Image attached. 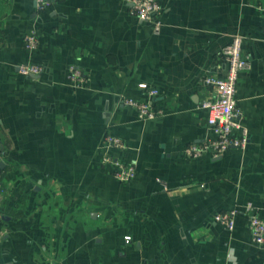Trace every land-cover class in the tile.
<instances>
[{"label": "crops", "instance_id": "obj_1", "mask_svg": "<svg viewBox=\"0 0 264 264\" xmlns=\"http://www.w3.org/2000/svg\"><path fill=\"white\" fill-rule=\"evenodd\" d=\"M159 1L155 31L130 0H0V264H264L248 226L264 217V0ZM236 34L249 143L191 158L210 136L204 77L225 74ZM124 96L163 113L141 118ZM108 134L125 140L110 152L135 165L130 182L102 160ZM230 209L232 230L215 220Z\"/></svg>", "mask_w": 264, "mask_h": 264}, {"label": "built area", "instance_id": "obj_2", "mask_svg": "<svg viewBox=\"0 0 264 264\" xmlns=\"http://www.w3.org/2000/svg\"><path fill=\"white\" fill-rule=\"evenodd\" d=\"M133 6V13L142 22L152 23L154 30L159 31L163 26L160 14L162 5L159 0H130ZM36 7L42 10L48 4V0H35ZM37 37L35 31L25 36L27 47L36 45ZM224 59L227 69L224 75L209 74L204 77V83L211 89L210 97L203 101L202 107L208 110L207 125L210 136L199 143H191L185 148V153L191 158H198L205 154L214 157L220 156L231 147L244 149L249 143V129L242 123V110L237 98V85L242 72L250 66V60L243 53V37L236 34L230 43L224 48ZM41 68L36 64H27L20 67L24 74H36ZM70 78L84 80L85 74L81 69L72 68ZM141 87L146 89L151 97L157 95L159 90L150 88L146 83ZM121 103L137 110L141 118H155L163 113V110L153 105L152 100H138L133 97L124 96ZM105 151L102 160L115 167L114 175L121 182H130L135 174L136 167L133 164L115 159L111 154V148H124L125 140L119 136L108 134L104 138ZM2 152L0 151V161ZM7 189L2 172L0 171V214L4 200V193ZM236 209L220 211L215 215V220L224 224L228 229L235 226ZM248 226L253 240L264 246V217L253 212L249 215ZM1 235V233H0ZM131 236H126L129 241ZM145 264H156L148 261Z\"/></svg>", "mask_w": 264, "mask_h": 264}, {"label": "water", "instance_id": "obj_3", "mask_svg": "<svg viewBox=\"0 0 264 264\" xmlns=\"http://www.w3.org/2000/svg\"><path fill=\"white\" fill-rule=\"evenodd\" d=\"M30 75L35 76L36 74H30ZM3 166H4L3 161H0V167H3Z\"/></svg>", "mask_w": 264, "mask_h": 264}]
</instances>
